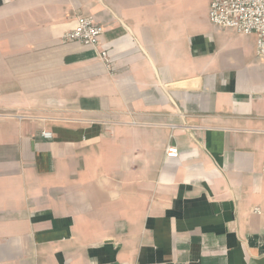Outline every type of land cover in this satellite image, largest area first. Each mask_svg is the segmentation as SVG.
<instances>
[{
  "label": "crops",
  "instance_id": "1",
  "mask_svg": "<svg viewBox=\"0 0 264 264\" xmlns=\"http://www.w3.org/2000/svg\"><path fill=\"white\" fill-rule=\"evenodd\" d=\"M208 6L0 0V264H264V58Z\"/></svg>",
  "mask_w": 264,
  "mask_h": 264
},
{
  "label": "built area",
  "instance_id": "2",
  "mask_svg": "<svg viewBox=\"0 0 264 264\" xmlns=\"http://www.w3.org/2000/svg\"><path fill=\"white\" fill-rule=\"evenodd\" d=\"M208 20L217 28L254 36L256 55L264 58V0H209ZM103 33L104 28L92 17L80 16L75 27L64 35L63 41L95 48L105 66L109 67L108 55L100 49V37ZM41 136L50 139L51 133L42 131ZM165 155L177 158L179 151L175 146H168ZM262 171L264 173V166Z\"/></svg>",
  "mask_w": 264,
  "mask_h": 264
}]
</instances>
